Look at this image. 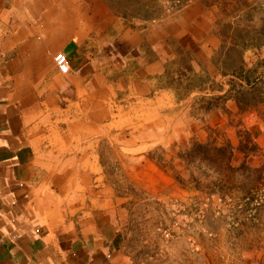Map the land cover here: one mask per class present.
Segmentation results:
<instances>
[{"label": "crops", "instance_id": "crops-1", "mask_svg": "<svg viewBox=\"0 0 264 264\" xmlns=\"http://www.w3.org/2000/svg\"><path fill=\"white\" fill-rule=\"evenodd\" d=\"M192 1L161 23L130 22L104 0H0V264H128L114 228L125 200L106 147L129 182L184 191L154 155L186 140L196 98L212 95L190 88L195 76L221 77L222 38L205 0ZM248 52L264 56V45ZM183 55L194 70L187 84ZM200 111L225 125L220 109Z\"/></svg>", "mask_w": 264, "mask_h": 264}, {"label": "rangeland", "instance_id": "rangeland-1", "mask_svg": "<svg viewBox=\"0 0 264 264\" xmlns=\"http://www.w3.org/2000/svg\"><path fill=\"white\" fill-rule=\"evenodd\" d=\"M105 2L115 15L119 11L130 22L148 17L161 23L174 19L193 3L192 0ZM245 3L246 0H205L203 5L217 34L225 32V24L237 22L235 26L256 35L264 24L262 2L251 4L258 7L251 10L252 23L241 20L248 10ZM244 59L253 68L264 61V56L261 52H247ZM181 60L183 78L180 77L179 83L187 84L189 80L184 74L189 58L183 55ZM259 70L264 72V64ZM224 80L219 76L208 77L203 87L216 86ZM181 87L185 92L184 85ZM207 102L201 95L196 98L186 140L168 156L159 151L154 155L175 178L179 176L186 183L179 195L157 194L137 182H129L125 173L115 169L118 157L112 148H105L111 183L125 200L116 208L114 228L117 246L128 264H264V105L239 113L233 102L226 105L222 102L227 111L220 109L223 119L219 120L225 125L213 127L200 115ZM229 142L242 149L236 150L233 162L235 168L241 167L239 170L223 172L222 166L214 162L190 158L185 162L181 158L196 143L223 146ZM221 180L227 184H220Z\"/></svg>", "mask_w": 264, "mask_h": 264}, {"label": "trees", "instance_id": "trees-1", "mask_svg": "<svg viewBox=\"0 0 264 264\" xmlns=\"http://www.w3.org/2000/svg\"><path fill=\"white\" fill-rule=\"evenodd\" d=\"M245 6L248 10L241 20L252 23L254 17L251 15V10H258V7H253L249 3H245ZM116 14L127 19L119 11H116ZM139 19L146 21L157 20L148 17ZM261 22L264 23V18L261 19ZM235 23L237 22L225 24V32H222L220 35L222 45L214 56V65L218 69L220 76L225 80L216 84V86L209 87L212 95L209 97L207 105L205 106L206 111L216 109H224L227 111L225 105L229 101L235 104L239 113L257 110L264 105V72H260L259 70L263 66L264 61L259 62L256 67L249 68L244 59L246 52L260 50L264 45V24L256 35H252L251 31L246 32L243 28L240 29L235 26ZM186 71L194 72L190 65L186 68ZM194 79L190 83V88H203L208 83L207 77L196 75ZM222 102L225 105L222 106ZM236 150L242 151L241 148L236 149L233 147L230 142L223 146H218L215 143H196L181 158L185 162H189V158L195 159L196 161L199 160L200 162H214L216 165L222 166L223 172L234 171L241 168H235L233 165ZM176 179L184 188L186 187V183L179 176H176ZM220 184L226 185L227 183L225 180H221Z\"/></svg>", "mask_w": 264, "mask_h": 264}, {"label": "built area", "instance_id": "built-area-1", "mask_svg": "<svg viewBox=\"0 0 264 264\" xmlns=\"http://www.w3.org/2000/svg\"><path fill=\"white\" fill-rule=\"evenodd\" d=\"M176 1H180V0H176ZM261 8L264 9V0H261ZM54 61L56 63L57 69L58 71L63 74V75H67L70 73V65H69V60L67 58V56L63 53H59L54 57Z\"/></svg>", "mask_w": 264, "mask_h": 264}]
</instances>
